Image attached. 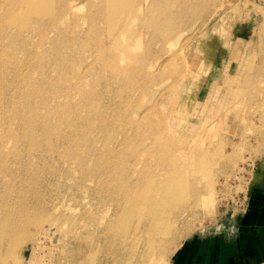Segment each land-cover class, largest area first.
<instances>
[{
  "label": "rangeland",
  "instance_id": "obj_1",
  "mask_svg": "<svg viewBox=\"0 0 264 264\" xmlns=\"http://www.w3.org/2000/svg\"><path fill=\"white\" fill-rule=\"evenodd\" d=\"M262 193L264 0H0V264H176Z\"/></svg>",
  "mask_w": 264,
  "mask_h": 264
},
{
  "label": "crops",
  "instance_id": "obj_2",
  "mask_svg": "<svg viewBox=\"0 0 264 264\" xmlns=\"http://www.w3.org/2000/svg\"><path fill=\"white\" fill-rule=\"evenodd\" d=\"M239 219L226 235L187 242L176 264H264V193L259 200L251 198L247 214Z\"/></svg>",
  "mask_w": 264,
  "mask_h": 264
},
{
  "label": "built area",
  "instance_id": "obj_3",
  "mask_svg": "<svg viewBox=\"0 0 264 264\" xmlns=\"http://www.w3.org/2000/svg\"><path fill=\"white\" fill-rule=\"evenodd\" d=\"M226 221L229 223V222H231V219L228 218V219H226Z\"/></svg>",
  "mask_w": 264,
  "mask_h": 264
}]
</instances>
